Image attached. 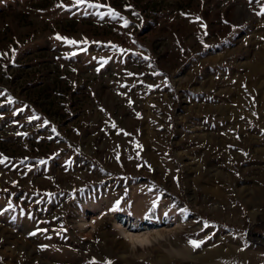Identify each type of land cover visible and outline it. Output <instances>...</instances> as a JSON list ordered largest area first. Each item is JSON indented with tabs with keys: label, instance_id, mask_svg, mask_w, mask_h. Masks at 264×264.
<instances>
[{
	"label": "rangeland",
	"instance_id": "obj_1",
	"mask_svg": "<svg viewBox=\"0 0 264 264\" xmlns=\"http://www.w3.org/2000/svg\"><path fill=\"white\" fill-rule=\"evenodd\" d=\"M262 9L0 0V264H264Z\"/></svg>",
	"mask_w": 264,
	"mask_h": 264
},
{
	"label": "snow or ice",
	"instance_id": "obj_2",
	"mask_svg": "<svg viewBox=\"0 0 264 264\" xmlns=\"http://www.w3.org/2000/svg\"><path fill=\"white\" fill-rule=\"evenodd\" d=\"M83 0H76V3H82ZM251 2V0H250ZM92 6H95V7H99V5H92ZM258 15H264V9L261 10V12L257 13ZM124 24L125 26H127L128 24V21L125 20L124 21ZM56 39H63L62 37H60L59 35L56 37ZM68 43H76L75 41H68ZM131 75V73L129 74ZM113 127H115V125H113ZM53 131H55V129H53ZM41 163H44V161H41ZM119 204V202H117V205ZM154 207H155V204H154ZM117 208H112L110 209V211H116ZM165 216H167V213H165ZM205 227H208V224L207 222H205L204 224ZM189 243L193 246V248H197V247H200V245L203 243V241H195V240H190ZM108 264H111V262H108Z\"/></svg>",
	"mask_w": 264,
	"mask_h": 264
},
{
	"label": "bare ground",
	"instance_id": "obj_3",
	"mask_svg": "<svg viewBox=\"0 0 264 264\" xmlns=\"http://www.w3.org/2000/svg\"><path fill=\"white\" fill-rule=\"evenodd\" d=\"M207 257V256H206Z\"/></svg>",
	"mask_w": 264,
	"mask_h": 264
}]
</instances>
